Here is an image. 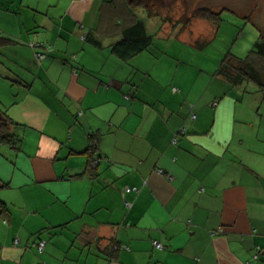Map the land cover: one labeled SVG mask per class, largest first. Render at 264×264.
I'll return each instance as SVG.
<instances>
[{"label":"crops","instance_id":"obj_1","mask_svg":"<svg viewBox=\"0 0 264 264\" xmlns=\"http://www.w3.org/2000/svg\"><path fill=\"white\" fill-rule=\"evenodd\" d=\"M105 1L0 0V264H264V90L185 85L173 50L124 69Z\"/></svg>","mask_w":264,"mask_h":264},{"label":"rangeland","instance_id":"obj_2","mask_svg":"<svg viewBox=\"0 0 264 264\" xmlns=\"http://www.w3.org/2000/svg\"><path fill=\"white\" fill-rule=\"evenodd\" d=\"M141 2L143 6H137L140 4L132 6L136 14L143 17L147 31L153 37V49L148 51L150 58H156L163 53L169 55L172 50L176 52L184 63L191 64L190 67L185 65L187 77L182 82L185 85L199 82L201 87L204 86L217 68L221 53L230 52L236 56H246L259 38V34L264 37V0H141ZM204 6L209 7L213 12L229 9L221 13L222 20L219 26L222 28L215 38L204 33L203 24L207 25V21L193 16L197 7ZM230 9H235L245 16H239ZM186 17H191L188 24L185 23ZM184 24L186 25L183 27ZM181 27L184 29V34L176 37L179 32H175ZM188 40L208 43L200 50L191 41L187 42ZM101 51L109 52L110 49L104 47ZM145 55L147 53L139 54V62L137 59L131 61L132 58L127 61L114 59L128 70L137 67V64L142 67L147 66L145 62L149 58H145ZM217 85L219 83L215 78L211 88ZM262 109L264 112V107Z\"/></svg>","mask_w":264,"mask_h":264},{"label":"trees","instance_id":"obj_3","mask_svg":"<svg viewBox=\"0 0 264 264\" xmlns=\"http://www.w3.org/2000/svg\"><path fill=\"white\" fill-rule=\"evenodd\" d=\"M126 4L131 14V21L128 22V25H121V34L120 38L114 41L111 45V51L120 59L128 60L135 56L138 53H141L145 50H152L151 45L153 43V37L147 31L146 23L142 16L136 14L137 12L133 9L134 5L143 6L141 0H123ZM135 3V4H134ZM133 5V6H132ZM223 10L218 12H213L209 7H197L194 10L193 16L200 17L205 19L207 22L212 24L214 27H217L222 18L221 13ZM191 18V17H190ZM189 17L185 18V23L188 24L190 21ZM184 24L183 27L186 25ZM91 32L87 34V39L95 46H101V41L93 36H90ZM0 39H5V37H0ZM202 48V47H200ZM258 61V62H257ZM216 75L221 76L226 84L229 87L238 86L244 82H251L256 85L260 91L264 90V37L259 34V38L255 41L253 48L246 56H236L230 52L225 53L220 57L218 66L214 72ZM3 112H0L2 114ZM195 116L194 112H191ZM3 118L0 120V140L8 141L15 148H18L17 145H14L18 141L15 135L12 132L8 131V127L13 121L8 118L6 115H2ZM193 116V118H194ZM185 130L184 126H180L177 132H183ZM14 143H13V142ZM92 161V160H91ZM92 163V162H91ZM158 172L163 173L162 169H157ZM88 172V170H87ZM85 173V171H84ZM83 173V174H84ZM170 178V176H169ZM133 188V187H131ZM131 190V191H138ZM6 207L0 204V214L5 212ZM153 241V245L156 246ZM160 243V242H159ZM161 244V243H160ZM117 246H113L116 248ZM162 247V244H161ZM117 249V248H116Z\"/></svg>","mask_w":264,"mask_h":264},{"label":"built area","instance_id":"obj_4","mask_svg":"<svg viewBox=\"0 0 264 264\" xmlns=\"http://www.w3.org/2000/svg\"><path fill=\"white\" fill-rule=\"evenodd\" d=\"M44 56V54H42V53H38V57L39 58H42ZM194 115H192V117H193ZM131 190H137L135 187H133V188H131V187H126L125 188V192L127 191V192H129V191H131ZM155 244H156V246H158V247H161V244L159 243V242H155ZM42 248H43V242H40L39 243V249L40 250H42ZM258 254H259V251H258V249L256 248V251H255V253H254V255H253V258L254 259H257L258 258ZM247 264H249V262H247Z\"/></svg>","mask_w":264,"mask_h":264}]
</instances>
